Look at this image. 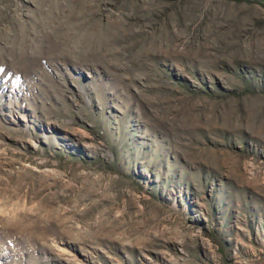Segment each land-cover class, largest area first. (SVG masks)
Masks as SVG:
<instances>
[{
	"label": "rangeland",
	"instance_id": "obj_1",
	"mask_svg": "<svg viewBox=\"0 0 264 264\" xmlns=\"http://www.w3.org/2000/svg\"><path fill=\"white\" fill-rule=\"evenodd\" d=\"M0 264H264V0H0Z\"/></svg>",
	"mask_w": 264,
	"mask_h": 264
}]
</instances>
